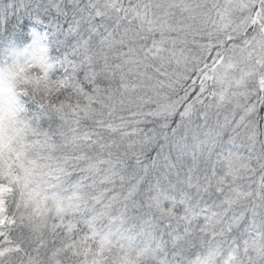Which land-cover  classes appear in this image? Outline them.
Instances as JSON below:
<instances>
[{
	"label": "clouds",
	"instance_id": "obj_1",
	"mask_svg": "<svg viewBox=\"0 0 264 264\" xmlns=\"http://www.w3.org/2000/svg\"><path fill=\"white\" fill-rule=\"evenodd\" d=\"M0 264H264V0H0Z\"/></svg>",
	"mask_w": 264,
	"mask_h": 264
}]
</instances>
